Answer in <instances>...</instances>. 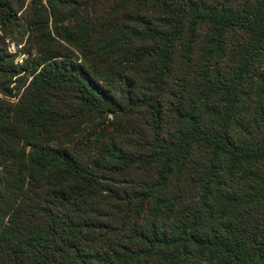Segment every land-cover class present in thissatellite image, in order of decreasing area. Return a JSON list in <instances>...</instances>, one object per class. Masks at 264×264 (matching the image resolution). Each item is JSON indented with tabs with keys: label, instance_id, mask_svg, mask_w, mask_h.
<instances>
[{
	"label": "trees",
	"instance_id": "obj_1",
	"mask_svg": "<svg viewBox=\"0 0 264 264\" xmlns=\"http://www.w3.org/2000/svg\"><path fill=\"white\" fill-rule=\"evenodd\" d=\"M0 264H264V0H0Z\"/></svg>",
	"mask_w": 264,
	"mask_h": 264
},
{
	"label": "rangeland",
	"instance_id": "obj_2",
	"mask_svg": "<svg viewBox=\"0 0 264 264\" xmlns=\"http://www.w3.org/2000/svg\"><path fill=\"white\" fill-rule=\"evenodd\" d=\"M21 47V46H20ZM20 47H17L15 44H10V50L12 51V52H16V51H18V50H21L20 49ZM25 55L26 54H24V53H22L19 57H18V59H17V62H18V64L20 65V66H23L24 65V62L23 63H21L20 62V60L21 59H24L25 58Z\"/></svg>",
	"mask_w": 264,
	"mask_h": 264
},
{
	"label": "built area",
	"instance_id": "obj_3",
	"mask_svg": "<svg viewBox=\"0 0 264 264\" xmlns=\"http://www.w3.org/2000/svg\"><path fill=\"white\" fill-rule=\"evenodd\" d=\"M18 60H19V59H18ZM20 62L23 63V62H24V59H21Z\"/></svg>",
	"mask_w": 264,
	"mask_h": 264
}]
</instances>
